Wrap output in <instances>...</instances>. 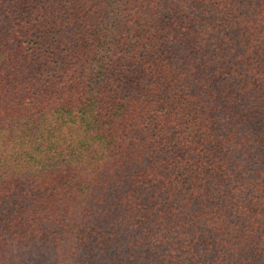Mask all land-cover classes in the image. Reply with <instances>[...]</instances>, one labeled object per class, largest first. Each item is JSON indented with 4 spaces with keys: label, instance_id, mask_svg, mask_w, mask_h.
I'll return each mask as SVG.
<instances>
[{
    "label": "trees",
    "instance_id": "obj_1",
    "mask_svg": "<svg viewBox=\"0 0 264 264\" xmlns=\"http://www.w3.org/2000/svg\"><path fill=\"white\" fill-rule=\"evenodd\" d=\"M247 1L0 0V264H264Z\"/></svg>",
    "mask_w": 264,
    "mask_h": 264
},
{
    "label": "rangeland",
    "instance_id": "obj_2",
    "mask_svg": "<svg viewBox=\"0 0 264 264\" xmlns=\"http://www.w3.org/2000/svg\"><path fill=\"white\" fill-rule=\"evenodd\" d=\"M75 1L78 0H57V5L63 9H69L71 7V4L74 3ZM257 5V1L256 0H248L246 3V7H248V5ZM244 11V10H243ZM116 16H113L111 19L115 18ZM3 153V152H0Z\"/></svg>",
    "mask_w": 264,
    "mask_h": 264
}]
</instances>
